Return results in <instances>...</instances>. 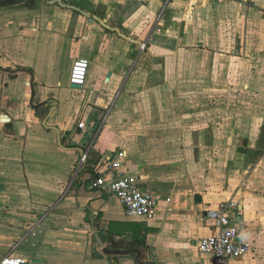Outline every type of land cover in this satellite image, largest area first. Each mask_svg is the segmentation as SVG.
<instances>
[{"label": "crops", "instance_id": "obj_1", "mask_svg": "<svg viewBox=\"0 0 264 264\" xmlns=\"http://www.w3.org/2000/svg\"><path fill=\"white\" fill-rule=\"evenodd\" d=\"M62 1L133 40L50 0H0V264H214L198 243L231 201L250 250L230 263L264 264V0ZM95 172L136 175L155 217Z\"/></svg>", "mask_w": 264, "mask_h": 264}, {"label": "built area", "instance_id": "obj_2", "mask_svg": "<svg viewBox=\"0 0 264 264\" xmlns=\"http://www.w3.org/2000/svg\"><path fill=\"white\" fill-rule=\"evenodd\" d=\"M214 4L220 3L222 0H207ZM146 44L142 45L144 48ZM89 70V60L86 58H78L75 60L70 82L72 85L84 87ZM79 127L86 129V122L83 120L79 123ZM127 156L125 150L118 152L117 157L108 158L109 168L120 169L123 159ZM87 154L81 158L84 163L87 160ZM95 186H104L108 191L115 194L126 208L130 215L153 218L155 217L159 199L153 193L143 192L138 184L136 175L123 174L117 172L110 180H106L104 175H100L95 179ZM237 204L234 201L221 204L219 208L209 209L207 217L219 227V232L214 235L206 236L200 239L198 249L202 253H209L214 256V264H231L230 261L237 259L250 250L248 243L238 241L240 229L231 222L228 210L234 208ZM23 259L5 258L3 264H21Z\"/></svg>", "mask_w": 264, "mask_h": 264}, {"label": "water", "instance_id": "obj_3", "mask_svg": "<svg viewBox=\"0 0 264 264\" xmlns=\"http://www.w3.org/2000/svg\"><path fill=\"white\" fill-rule=\"evenodd\" d=\"M9 2H16V3H20L22 1H28V0H7ZM50 2L52 3H59L60 5L64 6V7H67V8H71V9H75V10H78L80 11L82 14H84L90 21V23H95V22H98L100 23L101 25H103L104 27L108 28V29H113L114 31H116L117 33H119L121 36L125 37V38H128L130 40H133L132 38H130L129 36H127L126 34L123 33V31L118 28V27H111L110 25H108L106 23V21L97 16V15H93L91 13H88L86 12L85 10H83L82 8L76 6V5H72V4H68V3H65L63 2L62 0H50ZM6 3V1H2V5H4ZM73 87H76L78 88V86L76 85H73ZM75 144V143H73ZM95 233H96V238L100 244V246L103 248V250L108 253V254H118V253H121L120 251H116V250H112L110 247H107L106 246V243L103 241L101 235L99 234V231L95 229ZM130 252H136L137 253V260H139L140 258V251L138 250H135V251H130ZM142 264H155L153 261H149V262H142Z\"/></svg>", "mask_w": 264, "mask_h": 264}, {"label": "trees", "instance_id": "obj_4", "mask_svg": "<svg viewBox=\"0 0 264 264\" xmlns=\"http://www.w3.org/2000/svg\"><path fill=\"white\" fill-rule=\"evenodd\" d=\"M100 175H99V173H96L95 172V179L97 178V177H99Z\"/></svg>", "mask_w": 264, "mask_h": 264}]
</instances>
